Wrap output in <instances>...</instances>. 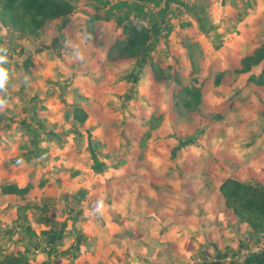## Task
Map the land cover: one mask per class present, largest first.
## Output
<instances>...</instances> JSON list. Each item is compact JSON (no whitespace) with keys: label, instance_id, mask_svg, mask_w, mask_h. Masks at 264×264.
<instances>
[{"label":"crops","instance_id":"1","mask_svg":"<svg viewBox=\"0 0 264 264\" xmlns=\"http://www.w3.org/2000/svg\"><path fill=\"white\" fill-rule=\"evenodd\" d=\"M73 1H78L79 9L65 21L55 20L47 23L37 37L19 38L13 31L9 45L18 53L16 59L7 58L6 48L0 44V51H3L0 61L5 59L13 64L17 60H26L25 67L16 69L10 66L4 83H0V114L4 116L0 121V160L3 162L0 174L6 177L12 175L14 169L19 171L12 175L13 181L8 179L3 185L17 186L18 180H21L25 186H29L26 196H30L38 205L43 204V212L46 207H52L53 198H56L58 203L56 207H65L69 212L72 208L63 204L61 194L64 200L68 196L69 205L72 206L84 203L87 196H90V203L86 208L80 206V209L87 210L90 204L95 208L97 198L94 191L89 190L94 183H102V179L109 184L111 179L108 172L112 169L107 172L104 167V171L98 174L91 171L97 170L92 166L97 159L108 158L103 144H108L109 136L113 137L111 134L97 133L96 126H114L112 123L120 113L123 116L127 114V117L121 119V126L117 121L118 129L123 131L130 128L127 122L136 120L135 114L132 113L135 111L132 103L138 102L140 110L143 109L138 128L144 131L142 135L137 136V140L138 144L142 145L147 136L158 128L144 135L151 114H162L168 103L172 108V94L166 99L161 96H165L171 86L177 84L178 89L179 86L190 83L191 69L186 47L197 43L201 55L196 58L199 66L196 77L197 80L203 81L202 102L199 109L187 117H179L176 114L181 119L190 118L192 121L188 124L191 123V128L194 126V129H199V133L187 143L188 146L182 152L174 153L175 162H184L183 168L178 171L184 178H178V174L172 176L175 172L169 170H152L153 182L157 180L159 183L153 184L162 187L163 192L153 196L152 210L156 209V212H141L140 215H147L152 219V224L156 222L159 229L156 236L144 222V218L130 222L129 225L132 226L127 228L121 223L122 228L116 232L127 231L142 224L157 242L158 246L154 248L152 257L146 259L139 253L132 259L133 264H139L140 260L144 264H174L173 261L176 264L188 263L194 259L197 261L201 253L209 255L215 251L223 257L228 255L223 258V264H237L231 261V257L247 245L244 241L248 238V242L250 230L246 224L236 223L237 217L232 216L224 207L218 188L228 178L264 186V87L256 85L251 79L259 74L261 65L254 67L249 73L239 72L241 59L249 55L264 39V0H254V3L248 0L250 5L248 4L249 7L241 16V5L237 2L210 0L212 5L209 16L212 23L218 24L224 31L226 29L225 33L218 32L215 36L213 32L208 36L201 33L184 7L179 16L170 20L167 38L161 37L154 44V49L150 52L151 60L140 67L134 66L132 58L109 60L108 54L113 44L121 39L115 19L98 20L92 30H89L86 14L91 13V9L81 5L87 0ZM109 1L113 3L117 0ZM198 1L190 0L188 6L191 7ZM208 2L206 0L205 4ZM219 36L221 42L217 44L215 40ZM149 67L151 69H148L146 74V68ZM136 68L138 71H135ZM157 69L169 71L173 76L169 83L154 77L153 72ZM217 75L218 85L214 83ZM162 83L165 84L164 88ZM156 90L157 94H151ZM74 92L83 99L79 106L87 113L82 127L74 126L72 121ZM94 101L102 108L103 115L98 116L97 111H92ZM171 108L168 109L172 112ZM127 109L132 112L129 113ZM198 113L202 116L196 120L193 114ZM163 118L165 119V116ZM191 133L189 132L190 135ZM95 140L101 144L94 143ZM72 142L74 151L65 154ZM81 154L91 156V170L89 169L88 175H84L83 167V171L70 175L68 171L71 164H67L65 160ZM139 157L142 156L139 154ZM149 157L152 160L150 167L160 168V164H157L160 159L155 155ZM30 166L32 174L28 173ZM119 166L120 164L115 165L114 170ZM121 167L124 168L123 165ZM172 170L174 171V168ZM57 171L62 173H56ZM131 172L133 170H130ZM46 173L49 176L42 180ZM128 173L119 177L122 182L131 176ZM148 173L147 171L144 174ZM101 175L107 176L102 178ZM178 184L185 188L177 189ZM41 186L43 188L40 191ZM36 191L40 192L39 195L35 194ZM67 192L70 195H67ZM177 194L185 200L184 204H179L180 207L185 208L189 214L180 213L175 220L168 217L166 220L162 219L163 207L166 205L164 199L166 196L171 197V202L176 206ZM79 196V201H73V198ZM194 204L196 209L204 210L192 221L191 215L195 211L189 209H192L191 205ZM80 209H73L77 221ZM94 213L92 214L95 216ZM105 219L101 218V222ZM60 221L59 218L52 222L47 221V225L53 222L62 223ZM101 229H95L87 238L82 235L84 238L80 240L81 245L78 244L79 256L84 255L81 253L86 242L84 240L97 236ZM106 230L111 237L113 230ZM122 239L126 242V237ZM111 245L113 244L101 245L98 240L92 253L85 255L96 256V264H105L108 262L107 258H100L99 252L108 253L106 249H112L108 247ZM126 252L132 255L133 251L127 249Z\"/></svg>","mask_w":264,"mask_h":264},{"label":"rangeland","instance_id":"2","mask_svg":"<svg viewBox=\"0 0 264 264\" xmlns=\"http://www.w3.org/2000/svg\"><path fill=\"white\" fill-rule=\"evenodd\" d=\"M208 1H209L208 4L207 3L206 4L208 6L207 8H209L208 10V14H209L212 1L210 0ZM231 1L237 2L238 5L239 4L241 5L239 11L242 12L239 13V16H241L243 11L247 7H249L248 4L250 5L248 0H231ZM252 2L254 3V0H252ZM263 36L264 35H262V37ZM176 37H174V39H176ZM0 54L2 55L3 51H0ZM148 69L150 70L151 67L146 68V74L148 72ZM166 83H169V81ZM164 85L165 84L162 83V88H164ZM176 85L171 86V90L169 91L170 93L169 92L165 93V96L162 95L163 94L162 92L161 97H165L166 99L167 97L169 98V95L171 94L172 96H174L175 91L177 89ZM160 90L162 91V89ZM153 93L157 94V90L156 92L153 91L151 94ZM205 98H207V96H205ZM93 104L94 105L92 111H97L96 114L98 116L103 115V112L101 111L102 108H99L97 102L94 101ZM132 104L134 106L133 109H135V111L132 112L131 109H127V110L129 111V113L132 112L135 114L136 120L134 119L127 122L130 128H125V130L123 131H120L118 129L119 128L118 122L119 125L121 126L120 124L121 119L127 117L126 116L127 114H124L123 116V114L120 113L116 118L115 122L112 123L114 124V126L111 124L105 127L96 126L95 131L97 133L113 135V137L109 136L107 138L108 144L106 143L103 144L105 146V148L103 149L105 152H107L108 158H105V160L102 159L103 157H101L100 160L97 159L96 162L98 163L97 166L98 168H95L94 166L95 164H97L96 162L92 166L91 156H88L87 154L75 155L74 157H70L71 159L65 160L67 164H71V167L69 168L68 171L70 175H75L76 174L75 172L83 171V167L85 169L84 175H88V171L91 168V166L93 169H97V170L95 171L91 169L90 170L98 174L104 171L103 169L104 167L106 168L105 171L107 170V172L108 169H112V171L108 172L110 176L109 178L111 179V182L109 184H107L108 182H105V179H102L103 180L102 183L100 184L94 183V185L89 190V191H94V196H96L97 198V203L95 204V208L94 210L91 211V212H95L94 213L95 217L83 219V216L79 215L78 221L75 219L76 221L74 227L78 229V231L86 238L87 235L89 236V234L93 233L95 229H101L102 226L105 227L106 229L111 228L114 233L120 230V228H122L120 227L121 223H123L124 228H127V226H132L129 225L130 222L132 223L136 222L138 218H144V222L149 225L153 235L156 236L159 230L156 227V222L154 221L152 224L151 218H148L147 215L146 217L140 215L141 212H146V214H148V212L154 214L156 212V209L152 210L153 196L155 193L159 194L160 192H163L162 187L154 186V184H159V183L157 182V180L153 182L154 173L152 172V170L153 169H156L157 171L158 170L162 171V169L165 171L169 170L173 173L175 172V174H171L172 176H176L178 174V171H180L183 168L184 162L180 160H177V162H175L176 160H174V153L182 152V150H184L185 147L188 146L187 143L190 142L191 139H193L199 133V129H194L195 128L194 126L191 128V123L188 124V122L192 121L190 118L189 119L179 118L176 115L177 113L173 109V105L171 108L170 103H168L167 109L166 110L163 109L165 112H163L162 114L160 113L162 119L158 128L155 129L156 131L153 130L154 132L150 133L147 136L144 143L142 145H139L137 136L142 135L144 131L138 128L139 126L138 123L140 121L139 117L143 109L140 110L141 107L138 105L139 104L138 102H133ZM168 108H171L172 112ZM120 109L118 108V110ZM201 113L202 115H204L202 111ZM202 115L200 113L193 114V117L196 118L197 120V118L201 117ZM163 116H165V119L163 118ZM144 124H146L147 126V121H145ZM186 128L187 130L185 131ZM189 132H192L191 133L192 135H190ZM94 143L101 144L100 141H96V140ZM73 151H74V143L72 142L68 147V151L65 152V154L68 152L72 153ZM139 154L142 157H139ZM150 154L152 156L155 155L156 158L160 159L159 161L160 163H157L160 164L159 165L160 168L150 167V164H152V160L149 157L151 156ZM74 160L77 162H75ZM121 160L122 163H120ZM2 164L3 162H1L0 160V166ZM119 164L120 166L117 168V170H114L115 169L114 166ZM122 165L124 166V168L121 167ZM31 168L32 167L30 166V170H28V173L32 174V172H30ZM172 168H174V171L172 170ZM130 170H133V172L130 173ZM147 171L149 173L148 175H145L144 173H146ZM18 172L19 171H16L14 169L12 175H15ZM58 172L62 173V171H57L56 173ZM126 173L130 174L131 176L126 178L122 182L119 177L123 176V174ZM181 174L182 173L178 174V178H184L183 176H180ZM12 175L10 174L9 176L4 177V174H0V186L5 184V182L8 179L12 180L13 178ZM46 176H49V174L46 173L45 176H43L42 180H44ZM106 176L107 175H104L102 177L101 175L102 178ZM24 186L25 183H23L21 180H18L17 187L22 188ZM42 188L43 187L41 186L40 191L42 190ZM181 188H185V187H182L181 184H178L177 189H181ZM38 193L40 192L37 191L35 192V194L39 195ZM67 195L70 194L67 192ZM62 197L63 195L61 194V199L63 200V204L68 205L69 208H72L76 211L80 209V206H82L81 208H86V206L90 203V196H87V199L84 200V203L75 204L74 206L69 205L70 200L68 199V196H66L65 200ZM176 198L177 199L175 200H177V202L175 203L176 204L175 206L174 202H171L172 201L171 197L167 198L166 196V198L164 199V204L166 205H164L163 207L162 219L166 220V217H168L169 219L175 220V218L180 213H185L187 215L189 214V212H187L185 208L180 207L179 205V204H184L185 201L184 198H180L179 194H177ZM52 200H54L52 207L50 208L46 207L45 211L43 212L44 205L43 204L38 205V203L33 201L31 197L28 195L27 196L25 195L24 197H20L15 195L3 196L0 194V258L8 254L16 255V256L24 255L26 256L27 259L31 261V263H33L34 261L40 263L42 259L44 258L46 259L47 258L46 253L42 252L43 246L35 248L32 244L40 243L44 239L42 232L48 226V225L46 226L45 224L59 218L61 220L60 222L66 225L62 232V234L65 235V238L61 242H59L54 249L56 253L65 252L61 258L60 264H96L95 261L96 256L95 257H91L89 255L79 256L78 255L79 252L76 255V252L72 250L76 244L75 234L69 233V229H71V221L69 218L72 216V214L68 212V209L65 207H60V206L56 207V205L58 204L56 203V198H53ZM191 206L192 209L189 210L195 211L194 214L191 215L192 216L191 220L194 221V218L199 217V215H201L204 209L203 208L196 209L195 204ZM20 212L21 215L19 216ZM103 217H105L106 219L102 223L101 218ZM18 218L19 220H17ZM128 218L131 219L129 221H126V219ZM44 220L46 222H44ZM43 222L45 224H43ZM154 227H156V229ZM27 229L31 230L32 233L28 234L27 231H25ZM111 238L114 239L115 237L111 236ZM247 239L248 238H246L244 241V243L247 244L246 246H249L252 249L257 246H259L260 248H264V239H262L261 235L249 236V240L248 242H246ZM79 245H81V242H79ZM26 246L28 248L27 251L25 250ZM108 247H111L112 249H106L108 250V253L104 251L99 252L101 256L98 255V257L100 256V258H103L104 260L105 258H107V261L111 264H133L132 259L135 256L139 255L138 253L135 252H132V255L127 254L126 250L130 249V246L127 244V242H124L122 238H119L116 244H113ZM198 253H196V255H198ZM227 256L223 257L220 253L216 251L209 255L205 253H201L198 256L197 261L196 259H194V261L192 262L181 263V264H223V258H226ZM173 263L176 264V262L174 261ZM47 264H54L53 254L51 257L48 258ZM237 264H242V263H237Z\"/></svg>","mask_w":264,"mask_h":264},{"label":"trees","instance_id":"3","mask_svg":"<svg viewBox=\"0 0 264 264\" xmlns=\"http://www.w3.org/2000/svg\"><path fill=\"white\" fill-rule=\"evenodd\" d=\"M206 0H199L191 7L186 6L187 13L193 18L194 24L198 30L208 36L212 32L225 33L218 24H214L208 14ZM82 6L91 9V13L86 14L87 25L92 30L94 24L98 20L115 19V23L120 30L121 39L115 42L108 54L109 60H117L124 58H132L134 66L140 67L143 63L151 60L150 52L154 49V44L159 38H167L168 25L172 18L176 15L167 9H161L154 13L153 9L157 5V0H117L110 2L109 0H87ZM79 9L78 1L73 0H0V23L3 26L12 29L19 38H35L43 30L47 23L51 21H65ZM133 19L146 20L147 25L132 23ZM226 23L228 21L226 20ZM218 27V28H217ZM219 28L221 30H219ZM221 42L220 36L215 40ZM217 47V45H216ZM188 59L190 61V83L185 86H179L176 90L173 101V109L179 117H187L189 114L197 111L201 105V89L203 81L197 80L196 73L199 70L197 59L201 55L199 44L193 43L186 47ZM24 61H15L10 64L7 60L0 61V70L2 77L0 83H4L8 76L10 66L25 67ZM261 65V70L256 77H251L252 81L264 87V39L249 55L244 56L240 61V73H249L254 67ZM154 77L161 81L168 82L171 74L168 70L165 72L157 69L153 72ZM173 77V76H172ZM219 83V78L214 82ZM75 106L72 109V121L74 126L82 127L87 113L79 106V102L83 99L75 92L73 94ZM4 116L0 114V121ZM162 116L156 113L151 114L149 118V126L145 131L146 135L152 129L158 127ZM97 163V162H96ZM98 163L95 164V167ZM29 191V186L18 188L15 185L0 186L1 195H16L23 197ZM218 193L222 197L224 207L228 209L232 216L237 217L238 225L246 224L250 230L249 236L264 235V186L259 184H251L239 182L229 178L224 180L219 188ZM80 196L73 198V201H79ZM90 209L80 210L78 216L82 215L83 219L94 216L91 212L94 210L93 204ZM76 215V216H77ZM95 217V216H94ZM43 224H45L43 222ZM47 226V224H45ZM22 226V225H20ZM62 223L53 222L43 230V237H49L56 234L61 229ZM28 234L31 230H25ZM69 233L75 234L72 229ZM114 239L108 236V231L102 228L97 236L84 240L82 254L92 253L96 247L97 241L101 245H110L116 243V238L126 237V242L130 246V250L141 253L144 258L152 257L154 248L158 246L157 242L151 237L149 230L145 225L139 224L134 228L111 233ZM82 236V234L80 233ZM65 238L64 234L55 236L42 248V252L46 253L47 258L42 259L40 263L34 261L31 263L24 255H5L0 258V264H47V260L53 254L54 264H60L64 253L55 252L56 245ZM140 247V249H136ZM27 251V246L25 247ZM139 264H144L141 260ZM242 264H264V249L249 254Z\"/></svg>","mask_w":264,"mask_h":264},{"label":"built area","instance_id":"4","mask_svg":"<svg viewBox=\"0 0 264 264\" xmlns=\"http://www.w3.org/2000/svg\"><path fill=\"white\" fill-rule=\"evenodd\" d=\"M190 0H157V5L153 9V12L156 13L160 11L161 9H167L168 11L174 13L177 16L180 15L181 12H183L184 7L189 5ZM132 23H139L142 25H147L148 22L146 20L141 21L140 19H133ZM14 35V32L12 29L9 27L3 26L0 23V44L3 45L4 48H6V57L9 59H16L18 57V53L11 49L10 47V41ZM262 239H264V235H261ZM260 249L259 246L256 248H249L248 246H243L241 250L237 252L234 256L231 257V261L237 262V263H242L246 257L253 253L257 252ZM230 260V259H229Z\"/></svg>","mask_w":264,"mask_h":264},{"label":"water","instance_id":"5","mask_svg":"<svg viewBox=\"0 0 264 264\" xmlns=\"http://www.w3.org/2000/svg\"><path fill=\"white\" fill-rule=\"evenodd\" d=\"M144 65V63L142 64ZM135 71H138V68L135 69ZM33 135H36L35 133H33ZM69 212L72 214V216L69 218L70 221H71V229L75 232V235H76V244L75 246L73 247V251L77 253L78 251V244L80 242L81 239H83L84 237L80 235L79 231L74 227L75 226V214L76 212L73 210V209H70ZM21 215V212L19 213V216ZM19 220V218L17 219ZM65 224L62 225V228L54 235L52 236H49V237H45L42 242L40 243H34L32 244L35 248H38V247H41V246H45L50 240H53L55 236H59L62 234L63 232V229L65 228Z\"/></svg>","mask_w":264,"mask_h":264},{"label":"clouds","instance_id":"6","mask_svg":"<svg viewBox=\"0 0 264 264\" xmlns=\"http://www.w3.org/2000/svg\"><path fill=\"white\" fill-rule=\"evenodd\" d=\"M0 77H2V70H0Z\"/></svg>","mask_w":264,"mask_h":264}]
</instances>
